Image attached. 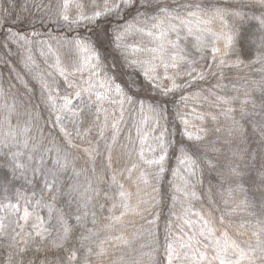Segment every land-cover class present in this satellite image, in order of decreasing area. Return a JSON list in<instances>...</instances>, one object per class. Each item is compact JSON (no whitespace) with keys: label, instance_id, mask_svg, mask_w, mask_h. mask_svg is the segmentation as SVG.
<instances>
[{"label":"trees","instance_id":"16d2710c","mask_svg":"<svg viewBox=\"0 0 264 264\" xmlns=\"http://www.w3.org/2000/svg\"><path fill=\"white\" fill-rule=\"evenodd\" d=\"M64 5L0 0V207L49 229L8 222L0 264H166L201 221L236 242L233 261L264 264V0H118L75 19ZM187 16L226 42L199 74L159 88L141 60L149 36ZM82 56L121 98L115 139L93 156L82 143L96 104L69 87ZM138 129L160 143L146 139L140 159Z\"/></svg>","mask_w":264,"mask_h":264},{"label":"rangeland","instance_id":"374dc122","mask_svg":"<svg viewBox=\"0 0 264 264\" xmlns=\"http://www.w3.org/2000/svg\"><path fill=\"white\" fill-rule=\"evenodd\" d=\"M117 1L65 0L64 15L73 19L93 17L96 16L95 13L104 12ZM189 29H191L190 35ZM149 37L154 43L147 57L141 60L146 67L145 73L150 82L162 89L172 88L174 83L182 84L187 79L199 74L208 64L211 54L217 48V43L226 42L223 36L211 31L202 21L192 16L169 20L157 26ZM172 41L176 42V47L172 46ZM82 57L85 62L82 69L78 73L68 75V77L70 76L69 87L70 94L88 97L96 104V121L88 133L87 140L82 143L85 148L89 146L92 151L90 155L93 156L98 152L102 142L108 149V145L115 139L114 132L122 114L120 111L121 98L109 84L96 77V72L88 66L90 62L87 61L86 56ZM136 135L137 158H142L144 150H147H143L146 139L148 140L146 143L152 149H160L158 135H151L148 132L143 134L139 129L136 131ZM148 152L151 153L150 150ZM61 156H63L62 160L67 159L64 157V150ZM21 209L15 206L10 208L11 221L5 216L3 207H0V229L9 226V223L12 222L15 225L18 224L19 228L28 224L34 233L42 238L45 237L49 229L45 226L41 216L30 215ZM192 228L191 234H186L183 238L175 240L173 244H169L171 245V258L170 250L167 249L166 264H206L209 262L220 264L219 259H214V256L217 254L218 247L224 246L221 235L209 234L204 221L193 224ZM201 231H204V236L199 235ZM193 235H195V240L191 241L193 246L182 247ZM217 239L221 241L219 246L216 243ZM201 253L204 254V259H201ZM219 255L222 259L232 261L239 257L234 247H229L226 254L220 252Z\"/></svg>","mask_w":264,"mask_h":264},{"label":"snow or ice","instance_id":"6c2138e0","mask_svg":"<svg viewBox=\"0 0 264 264\" xmlns=\"http://www.w3.org/2000/svg\"><path fill=\"white\" fill-rule=\"evenodd\" d=\"M114 7H115V5H114ZM100 14L101 13H99V12L95 13V15H97V16L100 15ZM190 15H195V13H190ZM65 19H67V16H65ZM182 23H183V21H182ZM190 34H191V29H189V35ZM171 43H172V46L173 47H176V42L175 41H172ZM165 67H167V66H165ZM173 87L174 88L175 87H179V85H176L174 83L173 84ZM229 111H231V109ZM160 159L163 160V156H161ZM157 163H159V162H157ZM123 195H124V193L122 192L121 193V196H123ZM123 207L127 208V204L123 205ZM122 215H123V213H122ZM115 219L119 220V217H116ZM210 223H211L210 221H205V227L207 228L209 234H214L213 228L212 227H209ZM67 231H68V229H65V232H67ZM253 234L255 235V233H253ZM199 235L200 236H204V231H201L199 233ZM221 237L224 240V246L223 247H218L217 254L214 256V259H219L220 264H239V260L232 261L230 259H222L220 257L219 253L220 252H223V253L226 254L229 247H239L234 240H232V241L229 242V237H228V234L226 232L225 233H221ZM192 240H195V235H193L192 237H190L189 238V241L188 242H185L182 245V247H192L193 246L192 243H191ZM220 242H221L220 239H217L216 243H217L218 246L220 245ZM197 243H198V241H197ZM169 250H170V258H171V245H169ZM197 251H198V249H197ZM241 256H243V252H241ZM71 258L74 259L75 258V255L73 254ZM204 258H205L204 257V254L201 253V259H204ZM209 264H211V262H209Z\"/></svg>","mask_w":264,"mask_h":264}]
</instances>
